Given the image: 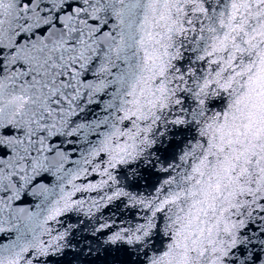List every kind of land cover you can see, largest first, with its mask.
Here are the masks:
<instances>
[{"label":"snow or ice","instance_id":"1","mask_svg":"<svg viewBox=\"0 0 264 264\" xmlns=\"http://www.w3.org/2000/svg\"><path fill=\"white\" fill-rule=\"evenodd\" d=\"M0 264H264V0H0Z\"/></svg>","mask_w":264,"mask_h":264}]
</instances>
